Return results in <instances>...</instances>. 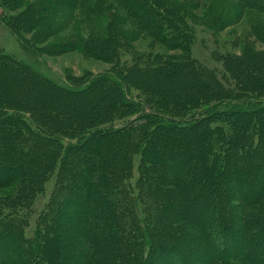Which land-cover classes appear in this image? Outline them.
Instances as JSON below:
<instances>
[{
  "label": "trees",
  "instance_id": "obj_1",
  "mask_svg": "<svg viewBox=\"0 0 264 264\" xmlns=\"http://www.w3.org/2000/svg\"><path fill=\"white\" fill-rule=\"evenodd\" d=\"M82 1L89 9L91 3ZM118 1L146 31L180 52L147 61L134 55L124 75L120 49L130 50V44L120 22L108 25L106 37L85 39L75 32L77 48L114 64L105 80L97 76L79 86L44 74L0 44L1 55L24 67L0 59V264H264V101L245 107L223 104V97H236L223 96L233 91L229 80L236 90L264 92V52L248 44L242 54H218L222 76L191 52L195 24L220 30L241 20L242 7L254 8L259 0ZM63 2L30 7L25 25H40L41 34L60 28L61 21L50 16ZM93 4L101 17L109 8L107 0ZM0 25L24 41L1 17ZM261 28L263 36L264 23ZM70 42L65 40V46ZM127 84H138L146 98L129 96ZM215 95H220L216 101ZM199 101L205 112L187 118L184 110ZM121 107L139 109L151 126L138 134L125 132L129 123L102 127ZM152 107L157 111H149ZM165 111L172 116L162 115ZM223 116L234 121L229 129L217 122ZM65 137L78 138V146ZM180 148L193 153L179 158L174 151ZM136 152L142 172L137 182L154 184L149 192L155 197L154 213L137 212L138 193L125 194L128 212L116 207L114 191L124 195L122 179ZM153 155L161 164L152 161ZM173 161L186 172L169 170L167 162ZM55 171L51 198L38 214L35 235L27 236L36 197L47 190ZM78 174L90 193L98 186L104 195H113L114 212L104 201L77 196L69 204ZM64 205L83 210L76 230L61 218ZM106 211L112 224L107 218L101 220L107 226H100ZM74 243L77 252H68Z\"/></svg>",
  "mask_w": 264,
  "mask_h": 264
},
{
  "label": "rangeland",
  "instance_id": "obj_2",
  "mask_svg": "<svg viewBox=\"0 0 264 264\" xmlns=\"http://www.w3.org/2000/svg\"><path fill=\"white\" fill-rule=\"evenodd\" d=\"M62 1H64L63 3L65 4L64 5L62 3V5L59 6L62 9L55 11L53 15L50 16V19H52L53 22L58 23V21H61V27L56 28L55 30H43L45 34H41L40 30L43 28L40 25H25V21L27 20V10L30 7H35L36 5L42 6L48 3L50 4L52 3V0H21L17 3L12 0H0V17L10 23L24 40L21 42L18 41L14 35L0 25V44L3 45L7 52L14 53L15 55L27 60L34 68L40 70L44 74L51 76L60 82H68L79 86L87 85L90 80L97 76H101V78L96 79L97 81L100 79L105 80V76L107 74L112 75L111 70L114 64L106 59L99 58L95 54H88L80 47L77 48L76 45L78 40L75 39L77 34H80V37H84L85 39L92 34H95L96 36H105L108 25H110L114 19L117 20V23L120 22V27L126 31L129 36L128 44H130V50H124V48L120 49L122 52V58L121 63L119 64V69L124 75L128 73L129 66L132 65L134 55L141 61H147L152 60L155 56H163V54L165 56V54H176L180 52V50L170 49L164 43L159 41L157 35L155 36L146 31L137 19L132 17L130 13L126 11L125 7H123L118 0H107V4L104 5L109 8L106 12H104V16L102 17L98 16L96 13L98 9H96L93 4L98 0H86L91 3L88 7L89 9L85 8L86 6H84L82 0H78L74 4H71L67 0ZM258 2H260V5H255L254 8L242 7L245 15L241 18V20L232 25L223 27L220 30L208 28L204 24H195L193 31L195 32V36L191 44L192 54L197 56L204 63L209 64L211 68H216L222 76L223 67L221 61H219L217 57L218 54L226 51L242 54L248 44V46H251L256 52H264V35H261V27L264 23V0H259ZM202 9L203 7L197 9L195 12L200 15ZM67 16L71 17L67 19ZM187 23L191 24L193 21L188 19ZM75 32H77V34ZM69 39L73 42H70L71 45L68 47L65 46L64 41ZM80 41L84 40L81 39ZM74 46L75 48H73ZM33 52H35L37 56ZM0 59L9 62V64L19 68L20 70L24 69L23 65L19 61L15 63L11 59L5 58L1 55V53ZM229 82L232 85L233 91L225 93L223 96L236 97L234 99L223 97V104L231 106L232 104L237 103L240 106L245 107L248 105L247 102L258 100L264 101V92L251 93L244 89L236 90L234 80H229ZM107 86H109V84H107ZM127 86L128 95L132 98H138L140 100L142 98H146L143 88L139 87L138 84H127ZM218 96L220 95L214 96V101H216ZM86 102L88 103V101ZM108 104L109 103L106 104V107ZM89 105L90 103L87 104V106ZM187 108L184 110V112L188 114L187 118L194 117L196 116L195 113L202 114L205 112V103L199 101L196 107ZM149 111L156 112L157 110L152 107L149 108ZM162 115L168 117L172 116V114H167L166 111L162 113ZM109 120L110 121L102 125V127L109 128L114 127L115 125L118 126L124 123H129L132 126L129 130H125V132L129 131L132 134H138L139 131L151 126L150 124H147L148 120L141 116L139 109L133 111V108L128 107H121L120 111L112 113ZM217 122L223 124L229 129L234 121L231 120V122H229V118L223 116L220 117ZM65 138H67L66 142H72L74 145L76 144V146H78L77 143L80 141L78 138ZM262 144L264 145V142H262ZM155 151V147H152L150 152L154 154ZM258 151L260 153L262 152L261 150ZM174 153L179 158L188 159L190 154L193 152L191 150L186 152L185 149L180 148L175 150ZM74 156L78 159L75 154ZM75 157H73V159ZM140 159V152L139 154L136 152L131 158V170L128 172V176L122 179V186H125L124 195L121 194L122 196H120L118 194V190L114 191L116 203H120V206H116L117 210L122 209L127 211L125 194L129 192L130 195L133 193L141 195L136 209L137 212H144L146 214L148 212L154 213L151 211H155V209H152L155 208L153 205L155 197L149 193L153 192L154 184L149 183L148 181L137 182V177L142 174L139 169ZM154 159L155 160L152 161H158L161 164L156 155L154 156ZM147 164H151V162H148ZM167 166L169 170L178 172L179 174L183 171L186 172V170H183L180 165L178 166L176 161H173L171 164L167 162ZM236 166H240V164H236L235 167ZM218 174L220 177L223 176L224 179L225 174H222V172H219ZM49 175L51 176H49L50 178L47 182V190L44 193H40L36 197L34 211L31 214L29 225L25 230V234L27 236L35 235L38 226L36 221L38 214L45 208L47 201L51 198L53 189L52 185L54 186L56 184L57 179L56 171L51 172ZM190 176L194 178L195 173L192 171ZM83 179L84 178L79 174L76 176V189L69 200V204L72 206L76 203L73 199L77 196L79 199L84 201L87 200L89 202L94 201L96 203H100L104 201L110 205L112 211L114 212L115 208H113L111 204V201H113L114 198L113 195H104L98 186L95 189L96 191L90 193L88 183L84 182L83 184ZM188 179H190L189 176L186 177V180ZM87 180H91V182H93L92 176H87ZM128 184H131V188L128 187ZM0 206H2L0 207L2 209L3 204L0 203ZM82 212V209L74 210L72 208H67L64 205L62 208L61 218L68 223L72 230H76L77 227H75V224L78 222V216H81ZM107 218H110L107 211L100 215V221ZM108 224H112L111 218L109 219ZM100 226H107V222H102ZM67 250L68 252L73 251V253H76L77 248L75 243L74 248L70 247L67 248Z\"/></svg>",
  "mask_w": 264,
  "mask_h": 264
}]
</instances>
